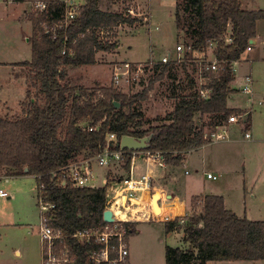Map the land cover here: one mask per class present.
Listing matches in <instances>:
<instances>
[{
  "label": "trees",
  "instance_id": "trees-1",
  "mask_svg": "<svg viewBox=\"0 0 264 264\" xmlns=\"http://www.w3.org/2000/svg\"><path fill=\"white\" fill-rule=\"evenodd\" d=\"M176 6L177 28L188 34L185 46L191 47L183 60L191 59L195 52L205 53L214 44L219 69L202 70L203 87L210 90L207 98L201 97L192 79L189 92L178 94L174 109L154 120L144 118L142 102L180 59L156 62L148 86L132 94L113 85L87 88L64 81L66 67L95 64L99 51L117 50L119 41L114 38L119 26L143 20L132 15L129 6L124 11H106L100 8V0H85L75 18L66 23L65 4L51 0L46 11L30 14L34 26L32 59L20 64L30 68L35 90H27L29 98L20 115H0V178L28 174L37 177L39 194L55 204L47 215L49 225L62 230L65 236L55 243L56 255L68 254L65 264L130 261L128 255L120 261L96 262L92 252L104 243L94 237L82 240L74 236L79 231L112 227L113 223L103 218L107 186L75 187L70 181L60 182L53 172L79 155L101 151L110 133L120 140L124 135L143 137L155 132L147 149L161 151L169 166H179L190 151L209 142L206 134L227 124L231 115L243 113L228 106L235 90L231 86L236 79L232 63L243 58L250 40L257 37L264 9H247L242 0H182ZM89 126L98 128L90 131ZM131 158L126 154L123 159L126 172ZM122 179L124 176H119L118 180ZM42 183L44 188L40 189ZM192 202L193 212L183 222L177 217L165 223L168 232L182 231L187 245H168L166 264H191L196 258L198 264L264 259V220L240 217L227 208L221 195H197ZM137 222H121L126 239L136 230ZM117 241V237L111 238V246H117ZM116 255L117 249L111 248V258ZM43 257L47 264L45 253Z\"/></svg>",
  "mask_w": 264,
  "mask_h": 264
},
{
  "label": "rangeland",
  "instance_id": "rangeland-1",
  "mask_svg": "<svg viewBox=\"0 0 264 264\" xmlns=\"http://www.w3.org/2000/svg\"><path fill=\"white\" fill-rule=\"evenodd\" d=\"M181 1L117 0L114 10L124 11L127 6H131L142 18H149L131 27L128 24L119 26L116 30L121 33L114 39L121 37L120 48L110 52L99 51L95 64L66 67L64 81L72 85L82 84L87 88L113 85L119 91L137 93L148 86L154 74L153 66L149 64L139 75L131 74L130 80H123L117 85L113 81L114 65L126 61L147 64L151 59L161 60L164 55L171 53L181 61L164 79L155 84L149 98L142 102L145 119L154 120L156 116H165L174 109L178 94L183 90L189 92L192 79L197 82L198 88L203 75L201 60L203 57L212 58L216 47L213 45L205 54L195 52L191 59L183 60L187 50L184 40L188 34L181 27L177 28L174 15L176 5ZM254 1L250 4L255 3L253 8L264 9V0ZM109 2L110 0H102V7L108 6ZM30 14H36L31 0L23 3L18 0L12 3L0 0V115H20L29 98L27 90H35L30 68L20 64L32 59L31 39L34 26ZM258 27L261 36L258 43L252 44L241 59L236 79L232 83L237 91L228 102L230 107L246 113L239 117L238 123H227V126L220 129L222 138L213 139L205 146L192 150L184 163L169 168L177 174L171 181L178 184V189L181 188V195L183 190L184 196L181 197L180 204L187 207L190 197L203 191L224 196L227 208L240 217L264 220V103H259L264 100V19L258 23ZM176 44L183 45V51L179 54L176 53ZM247 75H251L253 79L255 101L252 105L247 103L249 95L242 90L246 85ZM246 132L251 137H246ZM210 136L215 138L216 134L210 133ZM139 162L142 163L143 160L140 159ZM123 164L124 161L113 162L106 168L96 166L98 185L102 184L105 173L106 176L110 174L112 182L118 181L119 176L128 177ZM159 168L157 165L153 166V169ZM186 170L190 171L189 175L185 174ZM208 172L219 178H208ZM0 189L9 192V196L0 197V264H44L37 177L28 174L3 178L0 180ZM154 193L157 192H153L152 197ZM151 202L153 203V199ZM136 205L141 209L145 204L140 202ZM130 209L123 210L128 215L125 218H136L133 215L135 210L131 213ZM154 210L157 214L161 213L159 208L156 210L154 207ZM165 226V223L157 220L135 224L136 230L128 237L130 264H166L168 245L187 246L182 231L174 232L167 238ZM198 263L196 258L191 264ZM208 264H264V259L209 261Z\"/></svg>",
  "mask_w": 264,
  "mask_h": 264
},
{
  "label": "built area",
  "instance_id": "built-area-1",
  "mask_svg": "<svg viewBox=\"0 0 264 264\" xmlns=\"http://www.w3.org/2000/svg\"><path fill=\"white\" fill-rule=\"evenodd\" d=\"M7 3H12L15 0H3ZM54 1V0H53ZM60 1L65 4V15L64 21L68 23L70 20L75 18L77 14V10L82 5L85 0H55ZM51 0H31V6L36 12H44L48 9ZM132 15H135L133 9L130 10ZM227 41H231V38L227 37ZM214 44H211L212 47ZM185 46V44H184ZM252 43L248 47V50L251 49ZM186 47V46H185ZM176 53L179 54L183 51L182 44H176L175 46ZM187 50H191V47H186ZM213 49V57L201 60L202 70L208 71H218L219 69V61L214 55ZM205 54V53H202ZM175 55L168 53L164 55L161 60L151 59L147 64H143L142 62H121V64H115L113 68V81L115 84L119 85L123 80H130L131 74L139 75L145 67H148L150 64L151 67L154 66L156 62H164L167 63L170 60L179 59L177 57L174 58ZM204 56V55H203ZM240 60L233 61L232 70L237 75L238 65L240 64ZM252 77L251 75L246 76V85L242 88V90L249 95L247 103L254 104V88L252 86ZM203 78H201L199 85V93L201 97L207 98L210 90L203 87ZM260 104L264 103V100L259 101ZM246 112L241 115L233 114L229 117V122L238 123L240 121L239 117L243 116ZM224 125H220L217 127L216 131L213 133L216 134L215 138L206 134V138L209 141H213V139H220L223 137V133L220 129ZM97 126H89L88 129L93 131L97 129ZM246 137H251L249 132H246ZM108 143L107 145L99 152L85 156L79 155L75 159L69 161L64 167L59 170L53 172L54 176L58 175V179L62 183H66L70 181L71 184L75 187H100L107 186V198H106V208H110L113 211V216L115 217V222L111 228L105 227L103 230L95 229V230H84L79 231L74 234V236L84 240L86 238L94 237L97 241L104 243V246L101 249L94 250L92 252V259L96 262L102 261H120L123 260L126 256L130 254L129 241L124 236V228L121 224L123 221H138L142 218L156 219L155 211L151 206L152 216L146 212V208L142 207L138 208L136 205L139 204L140 196L144 193H148L151 196L152 191L154 189V175L152 173L151 166L156 164L161 168H165L168 164L162 154L161 151H152L149 149H121L117 148V146L111 147L110 141L115 140L118 141L116 134L110 133L108 134ZM126 154H131V165L130 170L128 172V177H125L122 180H118L116 182H112L108 175L103 176L102 184L98 185V177L96 176L95 169L96 166L101 167H109L113 162L120 163L123 161ZM143 160L144 163H140L139 160ZM185 161V160H184ZM183 161V163H184ZM188 172V171H186ZM208 178L217 179L218 176L212 173L207 174ZM43 183L40 185V189H43ZM9 196V192L3 189H0V197ZM38 203L41 208V218H42V227L40 230L43 253L47 255L45 261L47 264H65L68 262V254L67 252H61L60 255H56L55 253V243L57 241H63L64 235L62 230L53 228L49 225L50 218L47 215L48 211L55 207V204H51L46 202L43 195L37 193ZM133 207L134 209H130ZM138 208V209H136ZM135 210L133 215H136V218H125L128 215L124 214L123 210ZM145 212V213H143ZM141 213H143L142 217H140ZM148 215H147V214ZM130 214V213H128ZM147 215V216H146ZM146 216V217H145ZM176 219V218H174ZM173 219V220H174ZM164 220L169 221L172 220L169 214L164 216ZM184 221V218H181V222ZM117 237V246H111V238ZM111 248L117 249V255L114 259L110 256Z\"/></svg>",
  "mask_w": 264,
  "mask_h": 264
},
{
  "label": "crops",
  "instance_id": "crops-1",
  "mask_svg": "<svg viewBox=\"0 0 264 264\" xmlns=\"http://www.w3.org/2000/svg\"><path fill=\"white\" fill-rule=\"evenodd\" d=\"M19 3H23L25 2V0H22V1H18ZM117 0H110V4H108V6L106 5V7H102V0H100V8L103 9V10H106V11H116L114 10L113 6L116 4ZM252 2H255L254 0H242V4L245 8L247 9H256V8H253V6L255 5V3H253L254 5H250L252 4ZM129 8L133 9L131 6H129ZM137 14V15H136ZM136 16H139V18H142L143 16H140L139 13H135ZM143 15V14H142ZM175 15V13H174ZM149 17H145L143 18L144 20L147 21ZM261 20L258 21V23L260 22ZM130 27L132 25H129ZM122 27V25L120 26ZM121 32L118 31V35H120ZM261 36V33L259 31V27H258V33H257V37L254 39L255 41L252 43V44H256L258 43V40H259V37ZM121 38V37H120ZM120 38L118 36V41H119V44H118V47H117V50L120 48ZM156 42V41H155ZM156 44V43H155ZM232 86V84H231ZM233 87V86H232ZM234 88V87H233ZM235 91H237V89H235L232 94L235 93ZM232 96V95H231ZM230 96V97H231ZM229 102V101H228ZM229 106V105H228ZM230 107V106H229ZM231 108H236V107H231ZM239 108V107H238ZM234 122H230V124H233ZM224 126H227V125H224ZM205 146L202 145V147ZM191 152V151H190ZM189 152V153H190ZM187 156L188 154L186 155V158H185V161L187 160ZM144 163V162H142ZM156 164H153L151 166V169H152V173L154 175V180H153V184H154V189L152 191L153 192H157L159 193L160 195V199H159V205H160V208H161V213L160 214H156L155 218L156 219H150V220H157V221H160V222H163V223H166V220H164V216L166 214H169L171 219L173 220L174 218H177V217H180V218H184L186 215L190 214V212L192 211V199L194 196H206L208 194V192H200V193H197L195 195H192L189 199V205L187 207V205L185 206L183 203H181V197H183V190H182V195L180 194L181 192V188L178 189V184L175 183L174 181H171L172 179L176 178L177 177V174L174 173L173 170L169 169L170 167H175V166H169L167 165L165 168H159V170H156V169H153V166H155ZM198 170V169H197ZM188 171V172H186ZM185 171V174L186 175H189L190 174V171L189 170H186ZM208 173H211V172H208ZM22 176V175H21ZM176 176V177H175ZM8 177H11V176H6V177H2L0 178L3 179V178H8ZM219 178V177H218ZM217 178V179H218ZM212 179V178H210ZM179 193V195H178ZM213 194V193H211ZM150 198V196L148 195V193H144L142 196H140V200L139 202L141 203H144V207L146 208V212L149 213L151 216H152V211H151V206L153 207L154 209V206H153V203L151 202L150 199H148V197ZM153 199V198H152ZM225 204H226V200H225ZM227 206V204H226ZM228 207V206H227ZM155 211V210H154ZM146 213V214H147ZM149 221L148 219L146 218H142L141 220H138V223H141V222H147ZM166 225V224H165ZM166 227V226H165ZM166 229V228H165ZM174 232H177V231H167L166 230V233H165V236L167 238L170 237V235ZM179 233V231H178ZM131 253V251H130ZM130 256V254H129Z\"/></svg>",
  "mask_w": 264,
  "mask_h": 264
},
{
  "label": "water",
  "instance_id": "water-1",
  "mask_svg": "<svg viewBox=\"0 0 264 264\" xmlns=\"http://www.w3.org/2000/svg\"><path fill=\"white\" fill-rule=\"evenodd\" d=\"M254 41H255L254 39H251L250 43H253ZM116 105L119 107L120 103L116 102ZM155 135H156L155 132H150L143 137L124 135L118 141L111 140L110 146L111 147L119 146L121 149H147L150 145L151 139ZM152 198H153V206L155 207V209L157 210V208H159L161 210L159 205V199H160L159 193H154ZM103 218L106 222L109 223H113L116 220L115 217L113 216V211L110 208L105 209L103 213Z\"/></svg>",
  "mask_w": 264,
  "mask_h": 264
},
{
  "label": "bare ground",
  "instance_id": "bare-ground-1",
  "mask_svg": "<svg viewBox=\"0 0 264 264\" xmlns=\"http://www.w3.org/2000/svg\"><path fill=\"white\" fill-rule=\"evenodd\" d=\"M149 195V194H148ZM150 200L152 201V196H150Z\"/></svg>",
  "mask_w": 264,
  "mask_h": 264
}]
</instances>
